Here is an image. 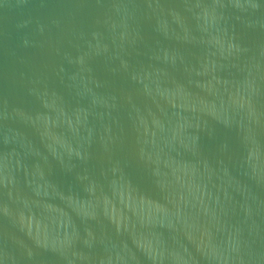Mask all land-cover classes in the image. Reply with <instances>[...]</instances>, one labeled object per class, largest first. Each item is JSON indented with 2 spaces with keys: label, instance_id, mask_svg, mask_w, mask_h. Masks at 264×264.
<instances>
[{
  "label": "water",
  "instance_id": "obj_1",
  "mask_svg": "<svg viewBox=\"0 0 264 264\" xmlns=\"http://www.w3.org/2000/svg\"><path fill=\"white\" fill-rule=\"evenodd\" d=\"M0 264H264V0H0Z\"/></svg>",
  "mask_w": 264,
  "mask_h": 264
}]
</instances>
